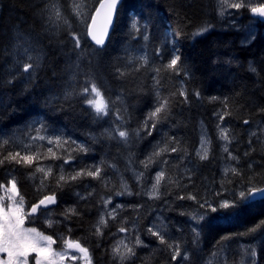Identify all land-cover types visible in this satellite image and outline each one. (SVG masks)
<instances>
[{"label":"trees","instance_id":"trees-1","mask_svg":"<svg viewBox=\"0 0 264 264\" xmlns=\"http://www.w3.org/2000/svg\"><path fill=\"white\" fill-rule=\"evenodd\" d=\"M100 1L1 0L0 196L11 181L26 207L54 196L61 232L92 264H204L222 249L229 264L248 252L264 264V199H243L264 186V136L250 133L264 126V24L247 40L216 0H122L98 46ZM124 230L141 241L119 263Z\"/></svg>","mask_w":264,"mask_h":264},{"label":"rangeland","instance_id":"rangeland-1","mask_svg":"<svg viewBox=\"0 0 264 264\" xmlns=\"http://www.w3.org/2000/svg\"><path fill=\"white\" fill-rule=\"evenodd\" d=\"M216 4L218 13H220L219 15L223 19L236 16L235 20L231 21H235L234 23L236 24H230L241 25L247 31V40L253 39L259 23L258 18L254 16L253 12L264 7V0H216ZM50 10L54 14L57 13L55 12L57 10L53 3L50 4ZM15 36H17L16 33ZM13 43L12 52L14 56L19 54L27 56L28 47L26 44H22V42L16 43V39ZM37 63L38 61L34 64L37 65ZM29 67L33 69L32 64H30L27 66V72H29ZM89 95L91 105L98 112L106 113L105 102L98 90L95 88L91 89ZM260 123L253 126L250 130L251 135H255L257 138L261 134L264 136V126ZM200 131L201 144L199 153L200 156H205L209 148V138L204 126H200ZM221 139L222 146L229 144L224 127L221 128ZM262 139L264 140V138ZM232 165V162L225 161L221 165V168L226 170ZM248 197L249 194L244 195L243 199L247 200ZM109 201L108 199L105 201L106 208L100 215V223H103V219L108 218L109 214L113 213ZM223 206L226 210L230 207V204L224 202ZM30 211L21 198L15 182L11 181L8 186L2 188L0 196V252L2 251L3 255L0 253V264H92L91 256L87 250L77 253L72 251L71 244L76 241L71 240L66 233L61 232L63 231L60 227L61 225L54 226L56 222L51 217V214L54 216L51 211L41 210L32 216L29 215ZM42 211H44V214H41ZM219 215L222 216L224 213L219 212ZM39 220L44 223V227L47 230L52 233L55 232V234L50 236L39 229L30 227V222L34 223ZM162 225V220L158 218L153 226L156 230H161ZM140 241V238L132 237L130 231L124 230L113 242L112 259L123 263L131 257L133 249H136ZM241 250L245 252L248 250V246L242 244ZM227 256L225 249H222L204 259L203 263L229 264ZM252 257L251 253H246L240 264H252Z\"/></svg>","mask_w":264,"mask_h":264},{"label":"water","instance_id":"water-1","mask_svg":"<svg viewBox=\"0 0 264 264\" xmlns=\"http://www.w3.org/2000/svg\"><path fill=\"white\" fill-rule=\"evenodd\" d=\"M121 3L122 0H101L97 6L88 27V37L95 45L103 46L108 42L115 26L117 12ZM253 13L259 22L264 23V7H261ZM262 199H264V186L250 191L248 201L252 202ZM55 203L56 198L54 196L45 197L32 207V211L29 214L30 216L35 215L40 209L51 208ZM71 249L76 253L84 251V248L76 243L71 244Z\"/></svg>","mask_w":264,"mask_h":264},{"label":"flooded vegetation","instance_id":"flooded-vegetation-1","mask_svg":"<svg viewBox=\"0 0 264 264\" xmlns=\"http://www.w3.org/2000/svg\"><path fill=\"white\" fill-rule=\"evenodd\" d=\"M29 209L31 210V207H30ZM48 210H49V212L51 211V213H52V208H50V209H48ZM41 214H44V211H42ZM51 217H52V218L55 220V222H56V223L54 224V226H56V225H62V220L55 218L54 216H52V214H51ZM41 224L44 225V223H42V221L39 220L38 222H34V223H31V222H30L29 225H30V227H34V228L37 229L36 226H40ZM0 246H1V245H0ZM0 253L3 254L2 251H1Z\"/></svg>","mask_w":264,"mask_h":264},{"label":"bare ground","instance_id":"bare-ground-1","mask_svg":"<svg viewBox=\"0 0 264 264\" xmlns=\"http://www.w3.org/2000/svg\"><path fill=\"white\" fill-rule=\"evenodd\" d=\"M100 2H101V1H100ZM219 14H220V13H219ZM237 16H238V15H237ZM232 17H234V16H232ZM232 17H231V18H232ZM235 17H236V16H235ZM235 17H234V18H235ZM226 19H227V17H226ZM232 19H233V18H232ZM243 20H244V19H243ZM251 21H252V20H251ZM256 21H257V20H256ZM90 22H91V21H90ZM200 144H201V143H200ZM60 237H61V235H60Z\"/></svg>","mask_w":264,"mask_h":264}]
</instances>
